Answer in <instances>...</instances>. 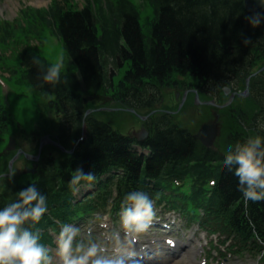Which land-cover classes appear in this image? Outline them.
I'll list each match as a JSON object with an SVG mask.
<instances>
[{
	"label": "trees",
	"instance_id": "trees-1",
	"mask_svg": "<svg viewBox=\"0 0 264 264\" xmlns=\"http://www.w3.org/2000/svg\"><path fill=\"white\" fill-rule=\"evenodd\" d=\"M202 1H205L204 8L198 7ZM154 4L160 20L154 26L152 25V37L145 39V47L131 10L126 4L112 9L113 16H117L118 11L125 16L124 26L118 24L112 32L103 30L102 37H97L91 25L92 20L86 12L67 14L61 19V30L70 60L76 62L80 68V75L86 83L89 81H92L91 84H94L93 81L98 84L109 82L105 78L103 64L100 63L99 56L102 52L107 55V60L104 61L106 67L112 59L116 60L113 64H117L115 57L118 52L121 53L120 63L124 59L131 62L130 71L126 73L122 83L127 87L132 86L126 89V93L133 94L136 100L145 79L152 78L162 82L175 71L180 73L191 71L197 74L202 80L201 84L205 85L209 83L207 80L216 73L223 76L228 71L232 73L233 69L251 70L260 62L257 61L249 66L246 56V62L241 64L237 61L235 63L232 60V50L228 48V46H233L241 52L245 50L247 45L242 42L243 36L250 37L252 43L257 46H261V41L264 42V24L251 28L245 19L247 15L242 3L232 2V0H156ZM186 4L192 9H189ZM114 24L112 23V26ZM121 39L125 41L129 50L120 46ZM41 62L44 63L42 60ZM27 65L30 81L46 91L67 90L63 80L71 81L76 85L80 84L78 76H61L56 86L44 84L43 73L32 63V58L31 61H27ZM69 99L73 104L77 103L70 95ZM131 104L138 105L136 102H131ZM139 106H145V103H140ZM94 137L89 143L94 150L84 155L79 154L76 163L70 165L73 171L77 167H83L85 171L97 174L98 170H101L102 166L108 162L120 159L127 161L124 155H120L117 151L123 145L121 141L118 142L115 137L108 138L107 134L101 130L96 131ZM177 139L179 138L160 140L156 149L158 155L162 158L188 156L187 149L191 150V145L179 142ZM131 166L132 163L128 166L130 172L133 170ZM66 179L64 176L61 177V182H64L63 186L69 182V179ZM125 185L126 180L120 182L119 192L125 191ZM36 187L47 197V204L52 202L53 194L57 200L66 195V190L60 185L46 188L41 184H36ZM222 189L229 198L228 202L232 200L234 203L238 197H241V193L237 190V178L233 174V169L225 173ZM9 190L11 189L4 188L0 199ZM8 200L9 197H6V202ZM205 203L212 208V204ZM263 218L264 212L262 211L260 219ZM258 231L264 235L263 229L258 227Z\"/></svg>",
	"mask_w": 264,
	"mask_h": 264
},
{
	"label": "clouds",
	"instance_id": "clouds-1",
	"mask_svg": "<svg viewBox=\"0 0 264 264\" xmlns=\"http://www.w3.org/2000/svg\"><path fill=\"white\" fill-rule=\"evenodd\" d=\"M256 2L258 10L245 17L251 28L264 24V0ZM242 42L244 45L252 43L248 36H243ZM32 63L43 73L44 84L60 82L64 68L62 58L55 64H45L34 56ZM224 164L233 169L237 190L245 203L264 202V138L257 135L229 146ZM95 180L94 172L77 167L71 174L69 187L75 194L81 186ZM120 207L123 239L119 238V232L101 239L91 228L82 233L80 228L65 224L53 252L41 243L40 232L35 230L48 211L47 197L34 184L23 187L14 200L0 208V264H137L131 246L151 227L154 201L147 192L133 190L123 197ZM112 240L116 243L109 247Z\"/></svg>",
	"mask_w": 264,
	"mask_h": 264
},
{
	"label": "rangeland",
	"instance_id": "rangeland-1",
	"mask_svg": "<svg viewBox=\"0 0 264 264\" xmlns=\"http://www.w3.org/2000/svg\"><path fill=\"white\" fill-rule=\"evenodd\" d=\"M38 7H42V4L40 6H38ZM55 44L59 45L60 48L57 45H55ZM43 49H45V54H44L45 57L47 59L51 60V61H54L58 57V54L60 52V49H62V46H61L60 42L58 43V40H56L55 38H50V41H46L45 42V46L43 47ZM32 102L33 101L31 99H21V100H19L14 105V109H13L14 110V113L18 117H20V111L21 110H25V109H31ZM97 103H99V102H97ZM159 104H161L162 107H166V106H169V105H175L173 103V97L171 95H169L168 93L167 94H164L163 93V96L161 97V101H160ZM186 112H187L186 110H183L178 115L181 118V120H183V117L187 116V113ZM200 118H201V116H198L195 119V121H197ZM131 126H133V124H131ZM183 259H184V261H186V263H187V261H189L185 257ZM197 260H198V258H197ZM244 262H245L244 260L236 259V258H233V259H230V260H223V263L224 264H244ZM246 263L249 264V262H246Z\"/></svg>",
	"mask_w": 264,
	"mask_h": 264
},
{
	"label": "bare ground",
	"instance_id": "bare-ground-1",
	"mask_svg": "<svg viewBox=\"0 0 264 264\" xmlns=\"http://www.w3.org/2000/svg\"><path fill=\"white\" fill-rule=\"evenodd\" d=\"M37 1H39V0H37ZM37 4H39V2H37ZM261 44H264V42L263 41H261ZM48 205H51L50 203H48Z\"/></svg>",
	"mask_w": 264,
	"mask_h": 264
}]
</instances>
